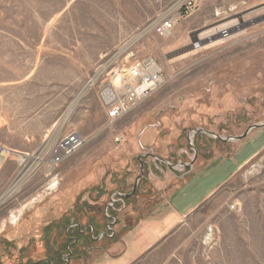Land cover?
Returning <instances> with one entry per match:
<instances>
[{"label": "rangeland", "instance_id": "rangeland-1", "mask_svg": "<svg viewBox=\"0 0 264 264\" xmlns=\"http://www.w3.org/2000/svg\"><path fill=\"white\" fill-rule=\"evenodd\" d=\"M173 1L0 0V141L19 152L1 161L0 264H114L166 206L182 220L134 264H264V125L249 130L264 123V0H199L163 37L152 24ZM145 56L165 84L111 121L102 89ZM69 131L84 145L54 174L19 165Z\"/></svg>", "mask_w": 264, "mask_h": 264}, {"label": "built area", "instance_id": "built-area-1", "mask_svg": "<svg viewBox=\"0 0 264 264\" xmlns=\"http://www.w3.org/2000/svg\"><path fill=\"white\" fill-rule=\"evenodd\" d=\"M198 1L174 0L153 22L152 28L160 36L170 35L181 20L197 7ZM117 81L115 84L105 86L101 91L102 103L111 121L123 117L143 99L163 87L166 82V74L163 66L154 57L145 56L129 61L124 66L123 74L118 76ZM122 137V135H119V140ZM84 142L85 139L79 132L69 131L56 143H46L45 147L39 152L21 151V154H25L26 159L19 162V165L25 166L33 160L30 168L32 164H35L36 169L43 167L47 175H52L68 157L84 145ZM15 152L19 153L0 141V167L3 165L1 161H5ZM156 158L158 157L156 156ZM27 169L25 168V171ZM25 171H23V174H26ZM115 196L116 194L112 196L111 204L116 200Z\"/></svg>", "mask_w": 264, "mask_h": 264}, {"label": "crops", "instance_id": "crops-1", "mask_svg": "<svg viewBox=\"0 0 264 264\" xmlns=\"http://www.w3.org/2000/svg\"><path fill=\"white\" fill-rule=\"evenodd\" d=\"M164 183L166 182H156V188H161L165 185ZM182 216L183 214L178 210V207L166 206L160 209H152L146 217L141 218L125 234L123 237L125 250L114 264H134L156 240L158 234L165 233L178 225Z\"/></svg>", "mask_w": 264, "mask_h": 264}, {"label": "bare ground", "instance_id": "bare-ground-1", "mask_svg": "<svg viewBox=\"0 0 264 264\" xmlns=\"http://www.w3.org/2000/svg\"><path fill=\"white\" fill-rule=\"evenodd\" d=\"M239 27H240V22H239V20L237 19V20H234V21L227 22V23H225V24H223V25H221V26L215 28V29H216V32H215V33H213V31H214L215 29H213L212 31L206 33V34H207V37L204 38V39L200 37V36H202V35L198 34V35L196 36L198 42H196V43L193 45V48H198V47H200V46L202 45V43H205V42H206L207 40H209L211 37H213L214 35H217L218 32H221V35L224 37L223 39H226L225 37H226V36H229V35H230V32H232V31H234V30H238ZM244 28H245V27H244ZM203 35H205V34H203ZM221 35H220V36H221ZM231 36H232V35H231ZM223 39H222V40H223ZM213 43H214V42H210V44H213ZM210 44H208L207 46H213V45H210ZM75 105H76V101L72 103L70 109L68 110V112H67V113L65 114V116L63 117V121H62V122H65V121L68 119V117H69V115H70V113H71L73 107H75ZM57 124H58V123H56L55 126H56ZM22 160H24V159H22ZM19 185H20V184H18V186H19ZM16 187H17V185H16Z\"/></svg>", "mask_w": 264, "mask_h": 264}, {"label": "flooded vegetation", "instance_id": "flooded-vegetation-1", "mask_svg": "<svg viewBox=\"0 0 264 264\" xmlns=\"http://www.w3.org/2000/svg\"><path fill=\"white\" fill-rule=\"evenodd\" d=\"M71 230V228H69L68 229V232ZM71 236V235H70ZM81 236V235H80ZM72 238H74L76 241H74L73 240V245L71 244V246H73V247H75V245L77 244V242H79V240H80V238L79 237H77V236H72ZM70 252V251H69ZM71 252H73V251H71ZM42 261H46V262H49L50 264H53V260L52 261H50V259L49 258H45V259H43V260H41V261H38V262H42ZM38 262H32V263H30V264H36V263H38Z\"/></svg>", "mask_w": 264, "mask_h": 264}, {"label": "water", "instance_id": "water-1", "mask_svg": "<svg viewBox=\"0 0 264 264\" xmlns=\"http://www.w3.org/2000/svg\"><path fill=\"white\" fill-rule=\"evenodd\" d=\"M263 125H264V123H262L261 125H252V126H250L249 130H251V129H253V128L257 127V126H263ZM249 130H248V131H249ZM248 131H247V132H245L243 135H241V136L237 137V138H238V139H240V138H242V137H244V136L248 135ZM230 139L232 140L233 138H230Z\"/></svg>", "mask_w": 264, "mask_h": 264}, {"label": "trees", "instance_id": "trees-1", "mask_svg": "<svg viewBox=\"0 0 264 264\" xmlns=\"http://www.w3.org/2000/svg\"><path fill=\"white\" fill-rule=\"evenodd\" d=\"M50 261H52V259L50 258ZM36 264H50L49 262H46V261H42V262H38Z\"/></svg>", "mask_w": 264, "mask_h": 264}]
</instances>
